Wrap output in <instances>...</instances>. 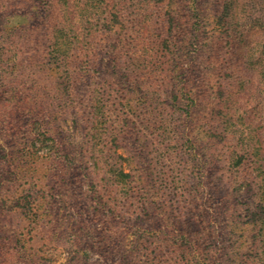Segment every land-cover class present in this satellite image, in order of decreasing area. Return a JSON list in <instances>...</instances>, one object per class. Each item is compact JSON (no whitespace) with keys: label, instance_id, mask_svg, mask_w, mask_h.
I'll use <instances>...</instances> for the list:
<instances>
[{"label":"rangeland","instance_id":"1","mask_svg":"<svg viewBox=\"0 0 264 264\" xmlns=\"http://www.w3.org/2000/svg\"><path fill=\"white\" fill-rule=\"evenodd\" d=\"M101 1L54 0L44 29L46 5L0 0V37L24 28L18 55L0 43V264H145L175 233L196 264H251L264 0H151L138 25L137 1ZM89 30L96 58L69 70Z\"/></svg>","mask_w":264,"mask_h":264},{"label":"trees","instance_id":"2","mask_svg":"<svg viewBox=\"0 0 264 264\" xmlns=\"http://www.w3.org/2000/svg\"><path fill=\"white\" fill-rule=\"evenodd\" d=\"M54 0H34L35 5V12H38L42 9V6L46 5L49 10V17L50 19H47L48 21L43 24L44 29L48 26V22H50L53 19V15L56 13L55 8L57 5V2H53ZM100 3L102 2L101 0H98ZM107 4L105 6H110L109 2H113L117 0H106ZM137 1L136 4V19L134 20L135 23L141 24V21L139 17H147V12L152 13V9L154 5L150 4L149 2L151 0H135ZM231 1H236V0H230ZM254 1V0H253ZM65 2V1H64ZM63 2V3H64ZM134 2V0H133ZM56 4V6L54 5ZM131 3L129 0H119V8L124 10L126 5H129ZM140 4V5H139ZM61 5V4H60ZM65 5V4H64ZM103 5V7H105ZM227 4L223 3V8H226ZM240 6V4H239ZM242 6V5H241ZM236 7V6H235ZM234 9V12L230 11L228 15L230 16L231 19L233 18H239L242 19L243 21L248 19L249 13L247 11V7H241L237 13L236 8ZM114 8V7H113ZM128 10V9H126ZM125 11V10H124ZM58 12V11H57ZM19 19L17 21H11V23L7 26V29L4 31V34L1 35L0 43L2 44V51L4 50L7 51L9 50L10 52H13V55H18L19 54V48H21L20 42L22 40V37L19 35L20 33H23V27L21 24L23 23L22 20V15H16ZM138 17V19H137ZM144 22V21H143ZM173 24V23H172ZM251 31L254 29L253 27H250ZM264 30V27H263ZM98 34L100 32H97ZM91 35L88 44L85 46L83 42L81 41L80 44L77 43L76 46L74 47V55H69V58L72 61H69L68 63H64V65L69 66V70L77 69V67H80L78 64L84 63L83 59L85 58V63H89L92 58H96V49L97 47L94 46V43L98 41L99 37L95 35L94 31L88 32L87 35ZM92 46V47H91ZM4 48V49H3ZM3 52V53H4ZM53 54L58 55V56H50L51 59H54L57 64L61 63L62 61L64 62L63 58H66L65 56H60V54H57V50L54 48L53 49ZM3 53L0 52V69H3L5 65L4 61V56ZM43 65H45L43 63ZM62 65V64H59ZM90 66V65H89ZM70 73V71H69ZM183 81V80H182ZM181 80H178V83L182 82ZM248 83V81H247ZM182 84V83H181ZM185 84H182L183 88H186V116L188 115L191 106L194 102V98L191 97L188 93V88L184 86ZM231 91L228 92V94ZM239 137H242V145H241V154L239 155L240 158H242L247 162L245 163L246 165V172L249 175V181L246 182L248 188H252L251 185L254 186V209H252L253 213V228L257 230L254 232L253 237L256 243L258 241V244L261 246L256 247L254 259L251 262V264H264V141H262L260 133H246L245 136L239 135ZM241 161V162H242ZM53 175L48 176L47 179L52 178ZM180 236L183 235H178V234H171L168 239L164 240L166 241L167 249L166 252L159 253L157 257L156 255H151L152 253H146L145 258H144V263L145 264H155V262L152 263L153 260H156L157 262H160L161 264H164L165 260L163 258H167L168 253H170L171 257L170 259H174L173 263L175 264H196V261L194 259L193 255V250L192 247L195 245L193 242H185L183 243L182 241H179V238L181 239ZM161 260V261H160Z\"/></svg>","mask_w":264,"mask_h":264}]
</instances>
